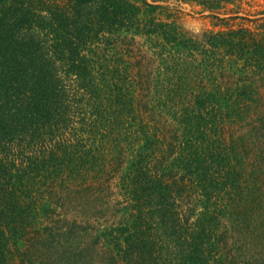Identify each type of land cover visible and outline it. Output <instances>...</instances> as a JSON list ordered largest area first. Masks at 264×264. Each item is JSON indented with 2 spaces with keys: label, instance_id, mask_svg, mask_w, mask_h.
I'll use <instances>...</instances> for the list:
<instances>
[{
  "label": "trees",
  "instance_id": "obj_1",
  "mask_svg": "<svg viewBox=\"0 0 264 264\" xmlns=\"http://www.w3.org/2000/svg\"><path fill=\"white\" fill-rule=\"evenodd\" d=\"M168 2L0 0V264H226L259 234L226 127L264 122V27Z\"/></svg>",
  "mask_w": 264,
  "mask_h": 264
},
{
  "label": "rangeland",
  "instance_id": "obj_2",
  "mask_svg": "<svg viewBox=\"0 0 264 264\" xmlns=\"http://www.w3.org/2000/svg\"><path fill=\"white\" fill-rule=\"evenodd\" d=\"M168 4V9L158 12L159 17L175 19L191 33L217 31L225 26L240 24H247L256 29L264 27V0H245L244 12L240 13L241 17L233 20L228 19L225 22L214 18L208 11H203L201 6L192 2L184 3L171 0ZM245 14L248 16L243 18ZM141 40L143 39L141 38ZM257 130H259V134ZM226 132L229 136L235 135L234 138L239 140L237 142L244 146L242 153L248 165L249 178L252 184L253 182L258 183V188L252 198L260 197V201L262 200L261 206L254 213L258 226H261V230H258L259 234L247 236V241H249L247 246H250L248 249L246 244L245 247H241L240 242L234 246L235 248L227 254L231 256V259L226 264H264V122H259L257 118H250L245 122L229 124L226 127ZM257 241L261 243H256Z\"/></svg>",
  "mask_w": 264,
  "mask_h": 264
}]
</instances>
